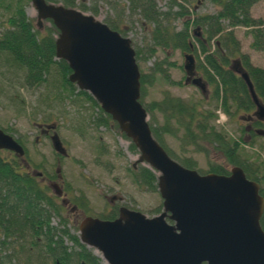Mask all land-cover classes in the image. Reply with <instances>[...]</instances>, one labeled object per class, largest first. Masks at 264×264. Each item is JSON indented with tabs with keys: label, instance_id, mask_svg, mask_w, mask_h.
I'll list each match as a JSON object with an SVG mask.
<instances>
[{
	"label": "trees",
	"instance_id": "obj_1",
	"mask_svg": "<svg viewBox=\"0 0 264 264\" xmlns=\"http://www.w3.org/2000/svg\"><path fill=\"white\" fill-rule=\"evenodd\" d=\"M29 1L14 0L11 12L3 22L4 28L0 33L3 63L20 73L22 86L47 87L51 95L47 93L44 97L51 101L75 106L86 103L91 111L95 109L94 114H88L91 126H112L117 130L115 122L100 109L97 102L86 91L77 89L74 83L68 81L69 67L64 60L55 58L57 30L52 24L42 30L34 27L24 12V4ZM48 1L82 12L87 9L83 3L77 6L76 0ZM187 1L168 0V10L162 11L154 0H126V7L131 12L138 11L140 18L152 25L149 29L152 46L148 55L155 52V47L193 53L196 69L201 71L210 86L207 100H184L163 90L159 100L144 104L142 96L146 86L152 85L158 76L170 82L168 72L160 64L175 65L163 59L154 63L148 72L139 70V101L149 116L151 133L166 153L184 167L199 170L190 156H174L165 143V136L173 137L182 152L190 148L192 152L202 154L207 170L198 171L201 174L225 175L229 171L226 166L240 167L248 179L259 184V194L264 201L261 164L249 161L240 152L243 133L253 138L256 135L252 129L240 127V134L234 139L214 124L218 108L228 117L238 112L249 115L254 108L245 83L231 66L233 60H238L245 69L257 98L264 105V66L250 63L249 56L240 52L239 42L233 33L236 27H244L251 38L249 48L264 53V22L249 13L254 3H264V0H209L214 4L215 12L201 14L184 7ZM174 5L178 10L171 11ZM120 6L123 8L124 4L120 3ZM90 10L95 15V8ZM177 18L181 19V25L176 29L172 21ZM104 23L121 35L125 33L121 13L107 17ZM134 54L135 61H145L139 49H134ZM203 103H213V107H203ZM155 114L160 116L161 121L156 120ZM153 122L155 125L151 124ZM249 124L251 127H262L255 118ZM129 148L136 154L131 143ZM97 152L99 155L102 153L99 149ZM217 159L223 163L217 162ZM25 160L28 163L26 157ZM127 170L137 186L150 191L156 189V175L147 167L139 165L136 169L130 167ZM67 190L66 186L63 187V191ZM71 200L82 212L88 213L82 193ZM155 211L158 213L159 208ZM54 217L58 220L52 224ZM259 224L264 231V206ZM76 231V222L68 216L67 209L49 188L24 171L19 158L0 154V264H102L91 249L80 243Z\"/></svg>",
	"mask_w": 264,
	"mask_h": 264
},
{
	"label": "water",
	"instance_id": "obj_2",
	"mask_svg": "<svg viewBox=\"0 0 264 264\" xmlns=\"http://www.w3.org/2000/svg\"><path fill=\"white\" fill-rule=\"evenodd\" d=\"M30 4L36 12L37 28L49 21L57 30L55 58L69 67L68 81L86 91L130 140L138 152L135 162L156 173L161 198L157 215L146 217L120 207L112 220L84 216L77 224L79 241L99 251L105 264H264V231L259 224L264 201L258 183L238 166L230 167L225 175L200 174L167 155L152 136L139 101V69L130 40L74 7L48 0H30ZM231 66L247 87L254 105L251 116L264 122V105L245 69L238 60ZM182 68L183 83L204 93L206 87L196 76L191 53L183 54ZM50 142L55 152L66 154L55 132ZM0 149L19 157L24 153L1 129ZM50 188L61 195L55 182Z\"/></svg>",
	"mask_w": 264,
	"mask_h": 264
},
{
	"label": "rangeland",
	"instance_id": "obj_3",
	"mask_svg": "<svg viewBox=\"0 0 264 264\" xmlns=\"http://www.w3.org/2000/svg\"><path fill=\"white\" fill-rule=\"evenodd\" d=\"M13 1L0 0V33L4 28L3 22L11 12ZM154 1L159 10H168V0ZM75 2L77 6L83 3L87 7L85 10L87 14L92 15L90 9L95 8L96 13L92 16L102 22L114 14H122L125 26L123 36L130 40L133 49H139L141 55L145 57V61L140 59L136 61L139 70L148 72L154 63L161 62L163 59L174 63L175 66L160 64L168 72L170 82L158 76L152 85L146 86L142 96L144 104L151 100H159L163 90L184 100L195 101L200 98L207 100L209 85L206 84L207 92L202 94L195 86L183 83L185 77L182 69L183 52L181 53L178 49L161 50L155 47V52L148 55L149 48L152 46L149 38V29L152 25L142 20L138 11L131 12L126 7V0H76ZM120 3L124 4L123 8ZM184 7H188L190 12L196 14L215 12L214 4L209 0H188ZM176 10H178L177 6L171 7V11ZM24 12L35 25L36 12L30 2L24 4ZM249 13L252 17L260 18L264 22L263 1L254 3ZM172 24L176 29L179 28L181 19H174ZM48 25V22H44L42 29ZM246 31L244 27L233 29L234 36L239 42V50L249 56L252 65L263 67L264 53L249 48L251 38ZM196 72L197 75L202 76L199 69H196ZM19 76L20 73L14 67L5 65L0 57V128L23 145L25 157L31 166L30 170H42L46 176H52L55 179V169L58 168L60 179L55 181L67 187L68 198L81 193L87 197L89 201L87 208L91 214L107 215L110 209L113 210V207L108 205V199L113 195L120 197V200L116 198L118 200L114 202V205H125L139 210L146 216L156 214L157 207L161 209V198L156 189L150 191L137 186L131 180L127 169L131 167L136 154L130 150L128 139L112 126L109 128L91 126L88 122V114H94L95 109L91 111L86 103L75 106L67 102L51 101L44 97L47 93L51 95L47 87H24L21 85ZM203 107L212 108L213 103L209 105L203 103ZM155 117L157 121H161L158 114H155ZM223 117L222 124L215 122L214 124L234 139H237L240 134L238 129L248 125L239 112L232 117L223 114ZM147 120L150 121L148 115ZM34 122H56V132L67 151V156H59L53 151L49 138L38 133L33 126ZM151 124L155 125V122ZM36 135L39 137L37 142L34 141ZM164 140L174 156H190L196 161V169H199V172L207 170L202 154L192 152L190 148L182 152L179 143L173 137L165 136ZM98 149L102 152L100 155L97 152ZM241 149L240 152L249 161L261 164V172L264 173V138L259 136L253 138L243 133ZM1 154L8 157L5 152ZM217 162L223 163L220 159H217ZM226 167L229 169L231 166ZM57 220L55 217L52 218V224L57 223Z\"/></svg>",
	"mask_w": 264,
	"mask_h": 264
},
{
	"label": "flooded vegetation",
	"instance_id": "obj_4",
	"mask_svg": "<svg viewBox=\"0 0 264 264\" xmlns=\"http://www.w3.org/2000/svg\"><path fill=\"white\" fill-rule=\"evenodd\" d=\"M207 92V91H206ZM246 123L248 122V121H245ZM259 123H261V122H259ZM48 124H50V123H39V122H34L33 123V126L38 130V133L40 134V135H42V136H45V137H48L49 138V141H50V135L54 132V131H56V127H57V124H56V127L53 129V128H47V125ZM51 124H53V122H51ZM262 124V123H261ZM255 128H257V127H251V126H248V125H246L245 126V129L246 130H251L252 129V131H253V133L254 134H256V129ZM257 135V134H256ZM261 137H263L264 138V134L261 136ZM39 140V137L36 135L35 137H34V141L35 142H37ZM22 147H23V145H22ZM24 148V147H23ZM2 152H5L6 153V155L8 156V158L10 157V155H14L12 152H10V151H7V150H3V149H0V153H2ZM67 156V155H66ZM19 160L21 161V163H22V167H23V170L24 171H26V172H28L29 174H31V175H33V176H35L36 177V179L40 182V183H42V184H44V185H46L47 187H48V185L50 186V184L51 183H53V182H55V179H60V175L58 174V173H56V170H58V168H56L55 169V179L54 178H52V176H46L45 175V173H44V171H40L41 172V174L40 175H38V174H36L35 172V170L34 171H32V170H30V168H31V166L29 165V163H27L26 162V160H23V159H21V158H19ZM137 164H138V166L139 165H142L141 163H137V162H135V160H133V163H131V168L132 169H136L137 168ZM59 172V171H58ZM44 182H46V183H44ZM57 182V181H56ZM58 183V182H57ZM58 185H59V187L62 189V195H63V197L65 198V200H64V204L63 203H61L62 204V206L65 208V209H67V212H68V216L74 221V222H77L81 217H83V216H91V217H96V218H99V219H104V220H112V219H114V218H116L117 217V215H118V209L120 208V207H125V208H127L128 210H133V211H138L139 212V210H136V209H131V208H128V207H126L125 205H114V202L116 201V200H120V197H117V196H115V195H113V196H111L109 199H108V205L110 206V207H113V210H111L110 209V211H109V213H107V215H102V214H100V215H95V214H91V212L90 211H88V205H89V201H88V199H87V197H85V199H86V202H87V206H86V210L88 211V213H84V212H82V210L80 209V208H78L77 207V205L74 203V202H72V200H71V198H68L66 195H67V191H63V185H62V183L61 184H59L58 183ZM76 196V195H75ZM58 200H61V198L60 197H56ZM60 198V199H59ZM116 198H118V199H116ZM105 209H107L106 207H105Z\"/></svg>",
	"mask_w": 264,
	"mask_h": 264
},
{
	"label": "bare ground",
	"instance_id": "obj_5",
	"mask_svg": "<svg viewBox=\"0 0 264 264\" xmlns=\"http://www.w3.org/2000/svg\"><path fill=\"white\" fill-rule=\"evenodd\" d=\"M93 251H94V253H96L98 256H100L99 251H97V250H93Z\"/></svg>",
	"mask_w": 264,
	"mask_h": 264
},
{
	"label": "built area",
	"instance_id": "obj_6",
	"mask_svg": "<svg viewBox=\"0 0 264 264\" xmlns=\"http://www.w3.org/2000/svg\"><path fill=\"white\" fill-rule=\"evenodd\" d=\"M219 118L221 119V115L219 116Z\"/></svg>",
	"mask_w": 264,
	"mask_h": 264
}]
</instances>
